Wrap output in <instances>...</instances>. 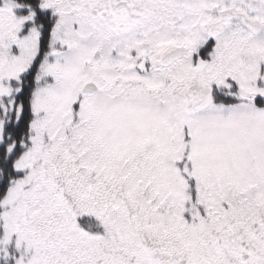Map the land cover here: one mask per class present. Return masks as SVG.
I'll list each match as a JSON object with an SVG mask.
<instances>
[{"label": "snow or ice", "instance_id": "6c2138e0", "mask_svg": "<svg viewBox=\"0 0 264 264\" xmlns=\"http://www.w3.org/2000/svg\"><path fill=\"white\" fill-rule=\"evenodd\" d=\"M0 264H264V0H0Z\"/></svg>", "mask_w": 264, "mask_h": 264}]
</instances>
